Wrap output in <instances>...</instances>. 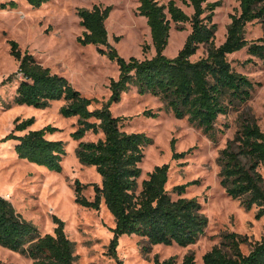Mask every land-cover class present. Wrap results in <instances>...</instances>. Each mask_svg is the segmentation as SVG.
Here are the masks:
<instances>
[{"label":"trees","instance_id":"obj_1","mask_svg":"<svg viewBox=\"0 0 264 264\" xmlns=\"http://www.w3.org/2000/svg\"><path fill=\"white\" fill-rule=\"evenodd\" d=\"M39 7L48 0H28ZM193 9L188 13L178 2ZM139 13L147 18L156 54L139 58L122 56L110 42L106 21L113 5L94 4L80 7L78 36L81 44H95L99 51L117 61L118 79L111 80L110 102L119 101L132 86L141 93L159 96L168 110L203 128L217 139V120L252 97L255 84L237 70L229 54L247 48L248 53L264 59V34L256 39L246 37V26L254 20L264 22V0H240L237 12L231 15L224 42H215L218 24L215 10L222 0H139ZM16 5V1H11ZM191 23V32L174 57L164 51L169 43L173 24L184 29ZM10 52L19 62L18 69L7 80L19 77L15 103L46 107L54 99H65L64 115L78 116L76 138L88 130L103 135L97 140H81L76 152L86 165H95L102 175V185H95V198L82 194L78 180L76 200L82 205L100 208L102 199L115 217L111 250L115 253L120 236L139 234L151 245L195 243L206 231L207 216L195 197H187L185 184H177L173 197L167 188L170 164L156 165L141 182L140 163L144 148L153 138L143 131L128 132L123 128L125 116H116L106 103L91 108L94 98L82 94L71 81L40 62L28 49L22 50L17 40L10 39ZM205 55L192 59L200 46ZM252 60V58L248 59ZM4 81V82H6ZM151 112V111H150ZM34 117H17L14 127L3 140H13L20 159L36 162L50 170L61 171L66 154V142L49 138L58 129L53 124L32 129ZM224 131V129H220ZM184 153L174 152L178 158ZM221 183L229 196L239 199L247 208H256V217H264V130L254 116H244L233 138L220 151ZM54 232L42 234L39 228L24 219L9 199L0 194V243L19 250L32 258V264H78L76 243L65 231V221L54 215ZM248 237L236 231H226L222 239L203 255L204 264H264V237L251 242L249 252L242 244ZM13 264V263H9ZM121 264V262H119ZM155 264H177L176 257L155 258ZM180 264H198L195 253L185 254Z\"/></svg>","mask_w":264,"mask_h":264},{"label":"rangeland","instance_id":"obj_2","mask_svg":"<svg viewBox=\"0 0 264 264\" xmlns=\"http://www.w3.org/2000/svg\"><path fill=\"white\" fill-rule=\"evenodd\" d=\"M0 0V194L7 196L16 211L36 225L42 234L54 232V215L65 221L67 235L76 243L78 264H155V258L176 257L180 264L186 253H195L198 264H204L203 255L222 239L226 231H236L248 237L242 244L249 252L251 242L264 237V217H256V208H245L239 199L229 196L221 183L220 151L233 138L244 116H254L264 130V59L248 53L247 48L229 54L233 66L249 76L255 87L252 97L217 120V139L202 127L168 110L165 102L152 93H141L132 86L119 101L110 102L112 79L120 76L117 61L99 51L95 44H81L78 36L84 27L80 24L78 8L94 4L113 5L106 24L110 42L119 53L129 59L152 57L156 49L152 42L147 18L138 10L139 0H48L36 7L28 0ZM167 2L168 0H159ZM192 14L193 9L178 2ZM240 0H222L215 10L218 24L215 42L226 39L231 15L239 10ZM173 24L169 43L164 53L174 57L183 47L191 32V23L184 29ZM246 37L256 39L264 34V22L254 20L246 26ZM10 39L17 40L22 50H30L53 72L65 75L83 95L94 98L91 108L106 103L116 116H125L123 128L128 132L143 131L153 138L144 148L140 163L141 182L156 165L169 163L168 190L185 184L187 197H195L202 204L208 218L206 231L190 245L177 243L149 244L139 234L120 236L115 253L111 250L116 225L115 217L102 199L100 208L82 205L76 200L75 187L79 180L82 194L95 198V185H102V175L95 165L83 164L76 149L81 140H97L103 134L87 131L81 138L78 116L61 112L65 99H54L46 107L15 103L19 77L7 79L18 69L19 62L11 54ZM207 52L202 44L192 59ZM252 58V60H248ZM6 81V82H4ZM151 111V112H150ZM17 117H34V129L53 124L58 129L48 136L66 142V154L61 171L20 159L13 140H3L12 131ZM220 129H224L221 131ZM184 153L175 158L174 152ZM32 264L27 254L0 243V264Z\"/></svg>","mask_w":264,"mask_h":264},{"label":"crops","instance_id":"obj_3","mask_svg":"<svg viewBox=\"0 0 264 264\" xmlns=\"http://www.w3.org/2000/svg\"><path fill=\"white\" fill-rule=\"evenodd\" d=\"M32 129H34L33 127H31ZM7 197V196H6Z\"/></svg>","mask_w":264,"mask_h":264}]
</instances>
